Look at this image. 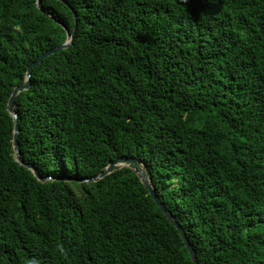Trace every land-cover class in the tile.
<instances>
[{"label":"trees","instance_id":"16d2710c","mask_svg":"<svg viewBox=\"0 0 264 264\" xmlns=\"http://www.w3.org/2000/svg\"><path fill=\"white\" fill-rule=\"evenodd\" d=\"M0 0V264H264V0Z\"/></svg>","mask_w":264,"mask_h":264},{"label":"water","instance_id":"95a60500","mask_svg":"<svg viewBox=\"0 0 264 264\" xmlns=\"http://www.w3.org/2000/svg\"><path fill=\"white\" fill-rule=\"evenodd\" d=\"M61 2H63L64 4H66L70 10L73 12L75 20H76V26L73 32H70L69 29L63 25H61L64 30L67 33V40L66 42L61 45L58 46L52 50H49L48 52L44 53L42 56H40L35 62H33L26 73V82L23 86L21 87H16L15 90L13 91L8 105H7V110L9 112V114L12 116L13 121H14V132H13V140H12V146H13V151H14V156H15V160L18 164H20L21 166L26 167L27 169H29L33 175L36 177V179L40 182H47L49 180H55L56 178L53 177H42L41 174L39 173V171L31 164L26 163L23 158H22V153L20 150V141H19V137H20V125H19V115L16 111V107H15V101L17 96L28 90L31 86V75H32V70L37 67L40 63H42L45 59H47L48 57H51L57 53H59L60 51L66 50L68 49L73 43H74V39H75V34L77 31V13L74 11V9L65 1V0H60ZM37 6L38 9L40 11H42L47 17H49L50 19L56 21V19H54V17L52 15H50L49 13L45 12L42 8V4H41V0H37ZM57 22V21H56ZM131 165H134V168L131 167ZM124 168H132L133 172L138 176V178L140 179L141 183L144 185V187L146 188V190L149 192V194L151 195V197L153 198L154 202L156 203V205L158 206V208L164 213V215L167 217V219L171 222V224L177 229V231L179 232L186 249L189 252V255L191 257L192 263L193 264H199L198 262V258H197V252L194 248V246L191 244L190 239L187 236L186 231L184 230V228L181 226V224L179 223V221L177 220V218L173 215V213L167 208V206L165 205V203L158 197L152 182L150 180V177L147 173V169H146V165L143 161L136 159V158H120L117 161L109 164L104 172H102L101 174L87 179L86 181L88 182H97L111 174H113L114 172L120 171Z\"/></svg>","mask_w":264,"mask_h":264}]
</instances>
